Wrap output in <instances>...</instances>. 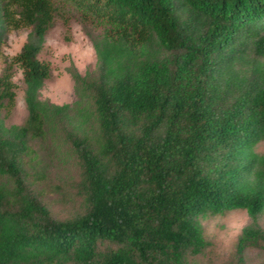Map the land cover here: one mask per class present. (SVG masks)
<instances>
[{
  "label": "trees",
  "instance_id": "trees-1",
  "mask_svg": "<svg viewBox=\"0 0 264 264\" xmlns=\"http://www.w3.org/2000/svg\"><path fill=\"white\" fill-rule=\"evenodd\" d=\"M65 8L96 64L55 104L38 54ZM20 28L0 72V264H196L202 218L239 209L234 263L264 250V0H0V51ZM14 67L27 116L6 125ZM52 157L77 172L67 217L35 187Z\"/></svg>",
  "mask_w": 264,
  "mask_h": 264
},
{
  "label": "rangeland",
  "instance_id": "rangeland-1",
  "mask_svg": "<svg viewBox=\"0 0 264 264\" xmlns=\"http://www.w3.org/2000/svg\"><path fill=\"white\" fill-rule=\"evenodd\" d=\"M99 31V30H98ZM29 29H12L0 51V72L6 62L17 53L28 37ZM40 60L50 64V77L44 81L40 90V98L55 104L72 103L77 99L74 82L68 69L74 66L81 74L92 71L96 64L94 48L84 32L80 18L68 11L60 9L55 16L51 28L45 35L43 47L38 54ZM13 81L16 84L15 104L5 115L6 125L21 124L27 116L25 103V83L19 68L13 69ZM32 147L46 151L42 144L33 143ZM256 151L264 153V142L257 145ZM50 151H47L51 158ZM51 161V160H50ZM46 177L38 180L35 185L47 201L54 214L67 217L78 207L73 191V182L77 172L74 166L62 167L54 157L47 163ZM76 200V201H75ZM245 210H232L223 214L202 218L209 246L199 256L193 259L196 264H235L233 259L234 246L241 228L248 222ZM261 222L264 223V217ZM243 264H264V250L247 249Z\"/></svg>",
  "mask_w": 264,
  "mask_h": 264
}]
</instances>
